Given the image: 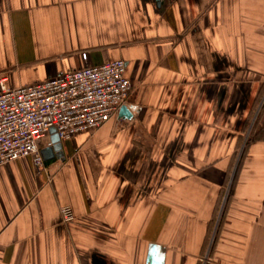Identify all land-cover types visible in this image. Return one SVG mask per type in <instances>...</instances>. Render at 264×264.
<instances>
[{
  "label": "crops",
  "instance_id": "crops-1",
  "mask_svg": "<svg viewBox=\"0 0 264 264\" xmlns=\"http://www.w3.org/2000/svg\"><path fill=\"white\" fill-rule=\"evenodd\" d=\"M116 60L131 119L0 167V264H264V0H0L6 88Z\"/></svg>",
  "mask_w": 264,
  "mask_h": 264
},
{
  "label": "built area",
  "instance_id": "built-area-1",
  "mask_svg": "<svg viewBox=\"0 0 264 264\" xmlns=\"http://www.w3.org/2000/svg\"><path fill=\"white\" fill-rule=\"evenodd\" d=\"M87 55L81 54L82 62ZM125 63L116 60L83 67L17 88L0 84V167L31 159L40 170V142L54 134L59 142L79 133H93L119 112L132 92ZM254 125V122L252 123ZM48 142L46 147H51ZM63 224L75 221L69 206L59 210Z\"/></svg>",
  "mask_w": 264,
  "mask_h": 264
},
{
  "label": "water",
  "instance_id": "water-1",
  "mask_svg": "<svg viewBox=\"0 0 264 264\" xmlns=\"http://www.w3.org/2000/svg\"><path fill=\"white\" fill-rule=\"evenodd\" d=\"M119 116L125 119H131V113L129 112L126 106H122L118 112ZM51 147H47L40 150L41 157L43 161H52L54 159L63 160V153L61 151V144L58 141L57 137L53 135L51 141Z\"/></svg>",
  "mask_w": 264,
  "mask_h": 264
},
{
  "label": "trees",
  "instance_id": "trees-1",
  "mask_svg": "<svg viewBox=\"0 0 264 264\" xmlns=\"http://www.w3.org/2000/svg\"><path fill=\"white\" fill-rule=\"evenodd\" d=\"M263 93H264V83H263V85H262L261 91H260L259 96H258L257 101H256V104H257V105L259 104V102H260V100H261V98H262ZM263 108H264V101H263L262 106H261V108H260V113L262 112ZM247 141H248V140H247Z\"/></svg>",
  "mask_w": 264,
  "mask_h": 264
},
{
  "label": "rangeland",
  "instance_id": "rangeland-1",
  "mask_svg": "<svg viewBox=\"0 0 264 264\" xmlns=\"http://www.w3.org/2000/svg\"><path fill=\"white\" fill-rule=\"evenodd\" d=\"M263 101H264V97H263V100L261 101L259 107L262 106ZM259 111H260V109H257V111H256V113H255V116H254V119H253V120H254V123H255L256 120H258L257 117H258V112H259ZM244 137H245V138H244V143H246L247 140H248V138H249V134L247 133ZM244 143H243V144H244Z\"/></svg>",
  "mask_w": 264,
  "mask_h": 264
}]
</instances>
